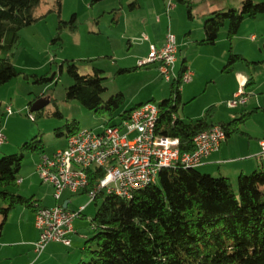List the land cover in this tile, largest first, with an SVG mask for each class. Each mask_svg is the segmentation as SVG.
<instances>
[{
    "label": "rangeland",
    "instance_id": "obj_1",
    "mask_svg": "<svg viewBox=\"0 0 264 264\" xmlns=\"http://www.w3.org/2000/svg\"><path fill=\"white\" fill-rule=\"evenodd\" d=\"M53 1L47 0L50 5ZM243 1L196 0L190 17L186 6L177 5L171 0H138L140 7L137 10H130L131 0H105L94 5L92 0H63L61 16L48 14L21 32L12 63L28 77L21 75L0 86V131L9 139L12 148L4 151V144L0 149V159L19 153L20 148L34 138L43 140L45 153L52 156L67 142L65 127L68 123L75 121L81 130L102 132L107 124H120V115L125 111L148 103L157 106L169 99L174 80L166 82L156 63L137 67L139 61L149 56L152 46L161 48L170 35L176 38L179 51L176 75L181 71L185 59L189 71L194 74L191 82L182 84L181 119L197 121L212 108L214 121L228 123L253 112L240 125V129L253 133L264 129V112H254L258 106L264 108V15L255 19L246 18L238 35L232 40L228 38L226 26L216 44H199L204 38L203 27L210 13L219 9H240ZM253 2L262 3L264 0ZM169 3L174 8L167 13ZM46 12L47 6H44L38 14ZM73 17L77 21L76 30L67 26L61 30L60 39H57L60 21L70 23ZM231 52L241 55L245 60L235 64L229 72L226 71V65ZM1 56L5 57V54ZM71 61L82 75L93 74L94 69L104 71L107 88L103 96L105 101L113 95L124 93V106L115 117L99 115L77 101L67 102V90L74 83L67 71ZM123 68L133 70L120 73ZM238 74L252 79L246 90L249 103L232 109L228 102L233 92L242 90V87L237 86ZM43 78L49 80L37 82V79ZM38 98L50 101L41 117H38V111L31 112L30 106ZM8 107L12 115L7 113ZM240 136L237 134L232 138ZM39 156L40 152L26 153L20 172V180L23 179L26 184L19 186L17 191L29 197L39 195L46 205L54 207L57 203L54 189L42 183L37 175L36 162ZM201 170L204 174L220 176L218 168L213 173ZM237 177H229L235 188ZM64 197L72 199L70 211L79 212L82 206L86 207L83 215L75 219L74 225L82 230L80 232L83 235L92 238L95 235L91 226L97 210L95 202L86 194L76 196L66 192ZM1 204L4 206L2 201ZM21 211H26L32 218L30 210L24 207L13 210L7 228L12 236L19 233L21 222L24 225L32 223V220L21 215Z\"/></svg>",
    "mask_w": 264,
    "mask_h": 264
},
{
    "label": "trees",
    "instance_id": "obj_2",
    "mask_svg": "<svg viewBox=\"0 0 264 264\" xmlns=\"http://www.w3.org/2000/svg\"><path fill=\"white\" fill-rule=\"evenodd\" d=\"M102 1L105 0H92V4ZM171 1L186 6L192 17L196 0ZM44 6H47L48 12L38 14ZM62 6L63 0H54L51 5L47 0H0V86L21 75L25 76L12 63L22 30L48 14L61 16ZM139 7L138 0H131L130 10ZM259 15H264V2L255 3L253 0L243 1L240 9L215 10L205 20L204 38L199 44H216L226 26L228 38L232 40L238 35L246 18L255 19ZM67 26L76 30V17L70 23L60 21L57 39H60L61 30ZM242 60L245 59L241 55L231 52L226 71H232L234 65ZM131 70L120 69L119 72ZM67 71L74 82L67 90V102L77 101L88 110L111 118L124 106L123 93L113 95L107 101L103 99L107 91L103 70L94 69L93 74L82 75L71 61ZM187 71L185 59L181 71L171 84V97L156 104L159 109L156 133L178 139L181 153H191L194 150V138L215 125L222 127L227 139L237 134L247 135L240 125L253 112L228 123H215L212 108L197 121L181 119V88ZM47 80L37 79V82ZM251 83L252 79H248L245 88ZM39 99L30 104L31 108ZM140 106L121 114V121ZM259 110L263 109L257 108L254 112ZM57 114L60 116V113ZM43 115L44 109L38 111V117ZM65 128L67 139L81 130L75 121L68 123ZM27 152L43 154L45 143L34 138L25 143L19 153L0 159V201L4 203L0 210V237L15 208L26 207L34 212L41 208L33 197L26 198L17 191ZM102 176L104 172L98 170L93 180ZM93 202L97 207L91 220L95 235L86 241L83 259L78 264H264L262 167L250 174H240L235 188L228 177H215L202 173L198 168L177 165L163 169L156 183L135 192L131 199L101 191Z\"/></svg>",
    "mask_w": 264,
    "mask_h": 264
},
{
    "label": "built area",
    "instance_id": "obj_3",
    "mask_svg": "<svg viewBox=\"0 0 264 264\" xmlns=\"http://www.w3.org/2000/svg\"><path fill=\"white\" fill-rule=\"evenodd\" d=\"M173 8V4L169 3L167 13ZM177 61L176 38L170 35L161 48L152 46L149 56L139 61L138 65L158 64L162 78L171 82L177 78ZM193 76L192 72L187 71L183 77L184 83L191 82ZM246 96L245 90H240L228 102L229 107L238 109L245 106L248 102ZM6 111L12 115L10 107ZM158 118V107L148 103L146 110L129 115L118 125L107 124L102 132L91 129L78 131L67 139L64 149L52 156L41 155L37 174L42 183L53 187L57 204L36 211L35 225L39 239L34 247L38 254L53 242L71 245L69 237L74 233L73 223L83 215L85 207H81L79 212H71L63 207L61 201L66 192L86 194L92 201L101 191L131 199L135 192L151 185L145 184V177H152V184L157 182L160 172H156V165H160V161H171L172 167L195 165V168H199L227 140L222 127L215 125L194 138L191 153H181L178 139L149 133V125L157 124ZM5 142L6 137L0 133V149ZM261 150V157L264 158V140L261 141ZM98 170H102L104 176L93 180Z\"/></svg>",
    "mask_w": 264,
    "mask_h": 264
},
{
    "label": "crops",
    "instance_id": "obj_4",
    "mask_svg": "<svg viewBox=\"0 0 264 264\" xmlns=\"http://www.w3.org/2000/svg\"><path fill=\"white\" fill-rule=\"evenodd\" d=\"M123 69H127V68H123ZM158 69H159V65H158ZM187 69L188 71L190 70L188 66ZM247 80L248 78L245 75L238 74L237 86H240L242 88L244 87L243 89L246 91L247 87L245 88V84ZM236 93L237 91L233 92L231 99L234 97ZM248 103L249 102H247V104ZM257 108L263 109L260 112H264L263 106L262 107L258 106ZM260 112H258V114H260ZM214 122L220 123L216 121ZM245 133L247 135H241L242 137L240 136L235 139L232 137L228 138L222 144L219 151L207 157L205 159L204 164L198 169L202 173L203 171L201 169H204V171H208V173H213L214 169L218 168V173L220 174V176L229 178L230 176H234V175L239 176L242 173L250 174L254 170L260 167L264 168V158L261 157V152H262L261 141L264 140V129H261L255 133L253 132H245ZM8 140L9 139L6 138V143L4 145L5 147L3 149L4 151H9L8 149H12L10 148L11 143ZM66 143L64 144V147L60 148L59 150L64 149L66 147ZM41 155L42 153L40 154L39 159L36 162V170ZM25 184L26 181H23V179L22 180L19 179V186H25ZM21 195L26 198L33 197L37 201V204L41 207L51 208L45 204L43 198L40 197L39 195L33 194L30 197L24 193H21ZM78 195H84V194H78ZM64 196L65 194L63 195L61 204L63 205V207L67 205V209L69 210V206L72 203V199L65 198ZM1 208H3L2 204L0 205V210ZM30 212L32 213L31 219L27 215L26 211H21V215L24 217L26 216V218H28L29 221L32 220V223L28 222L27 225H24L21 222L22 226L20 225L19 233L17 234V236H12L11 232H9V229H7L9 218L11 215L10 213L8 220L2 230V235L0 237V264H78L83 259V250L86 246V241L88 240V237L83 235L80 232L82 230L78 227H75L74 223H73L74 233L69 237L71 242L70 246H66L60 242H53L47 245L41 254H38L35 251V247H34L35 242H37L39 239V232L35 225L36 212H34L33 210H30Z\"/></svg>",
    "mask_w": 264,
    "mask_h": 264
},
{
    "label": "bare ground",
    "instance_id": "obj_5",
    "mask_svg": "<svg viewBox=\"0 0 264 264\" xmlns=\"http://www.w3.org/2000/svg\"><path fill=\"white\" fill-rule=\"evenodd\" d=\"M146 109H147V105H144V106L142 105L141 107L135 109L130 115H135L138 113V111L146 110ZM80 131H87V129H83ZM149 133L157 134L156 124L149 125ZM182 166L189 167V168H195V165H182ZM166 168H172V162L171 161H160V165H156V172H161L163 169H166ZM145 184H152V177H145Z\"/></svg>",
    "mask_w": 264,
    "mask_h": 264
},
{
    "label": "water",
    "instance_id": "obj_6",
    "mask_svg": "<svg viewBox=\"0 0 264 264\" xmlns=\"http://www.w3.org/2000/svg\"><path fill=\"white\" fill-rule=\"evenodd\" d=\"M49 103L50 101L39 100L33 105V107L31 108V112L40 111L44 109ZM65 208H67V205L65 206Z\"/></svg>",
    "mask_w": 264,
    "mask_h": 264
}]
</instances>
